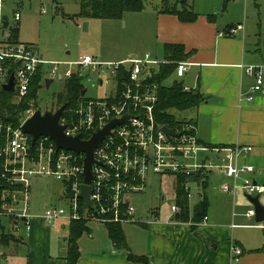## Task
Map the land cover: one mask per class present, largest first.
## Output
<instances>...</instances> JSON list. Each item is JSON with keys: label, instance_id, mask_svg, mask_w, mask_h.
<instances>
[{"label": "built area", "instance_id": "built-area-1", "mask_svg": "<svg viewBox=\"0 0 264 264\" xmlns=\"http://www.w3.org/2000/svg\"><path fill=\"white\" fill-rule=\"evenodd\" d=\"M19 17L16 13L14 20L18 21ZM242 29L243 25L238 24L220 32L219 36H231ZM7 59L19 61V65L12 72L16 102L27 96L39 66L44 69V65H52L50 69H44L42 84L46 78L53 79L51 77L58 73L61 65L93 69L100 66L101 71L106 66L111 69L112 77H115L120 67H125L128 71V84L121 93L122 101L111 104L108 100L114 98V94L102 99L84 97L77 104L75 117L71 120L61 117L59 123L67 126L65 135H79L85 141L112 119H120L124 115H129V118L125 123L114 126L110 134L94 149L96 163L91 166L92 178L89 185L91 206L86 209H83L84 202L79 197L84 179L85 155L57 149L54 141L46 136H39L32 145L30 135L21 130V125L34 112L33 108L25 112L17 128H7L5 136L0 137V237L3 232L14 234L20 225L25 231L30 229L31 220L34 218L29 213L30 178L37 176L54 177L65 184L62 195L68 201V208L62 205L47 207L42 220L49 226H54L56 220L64 218H82L103 224H121L132 220L135 208L131 205V196L144 191L150 175L170 174L175 176L176 182L179 177H188L183 185L188 200L192 199V185L203 184L211 173H220L231 180L230 184L224 183L219 189L223 193L231 194L233 199L239 191L246 198L264 192V185L253 178L254 167L240 162V158L252 150L251 146L205 145L199 142L192 125L190 128L186 126L183 129H173L176 133L181 132V135L172 136L164 133V126L155 122L157 85H148L146 82L157 73L160 65L168 64V61L145 53L140 57L134 55L124 60L123 63L127 66L123 63L98 64L88 54L79 56L73 62H45L31 45L5 44L0 26V89L10 76L3 67ZM188 66V62H176L173 74L181 77ZM238 67L253 80L248 93L240 94L239 101L243 99L252 102L256 94L264 91V64H239ZM71 74L68 69L59 73L58 78H68ZM184 90L188 88L184 87ZM195 176L198 179H191ZM180 212L178 204L172 203L170 220ZM147 213L152 217L156 216L155 210L149 209ZM232 215H235L234 211ZM244 216L255 217L251 203ZM207 219L205 215L201 221L193 222L192 225L204 224ZM152 221L142 223H154ZM7 228L10 232L6 231ZM242 254L243 250L231 241L229 264L238 262ZM2 255L0 245V257Z\"/></svg>", "mask_w": 264, "mask_h": 264}, {"label": "crops", "instance_id": "crops-1", "mask_svg": "<svg viewBox=\"0 0 264 264\" xmlns=\"http://www.w3.org/2000/svg\"><path fill=\"white\" fill-rule=\"evenodd\" d=\"M224 2L226 3L225 0ZM263 5L264 0H242V13L232 17L230 9L227 13L221 12L219 16L216 12L209 14L200 9L195 11L192 1L197 18L190 23L179 21L173 14L156 11L153 44L149 40L148 46H160L163 60L164 44L183 46L187 55L183 61L188 62L189 66L184 74L178 77V82L188 90L200 93L203 100L197 106L181 113L188 118L202 144L251 146L252 150L244 154L240 162L251 164L254 167V180L264 185V91L256 94L252 102L243 99L239 101L240 94L248 93L253 80L238 67L239 64H264ZM16 13L20 15L17 11L14 15ZM14 15L10 21L0 16L2 33L6 30L3 41L8 45H31L36 50L34 45L18 41L17 34L16 42H9L10 29L16 28L18 32L21 18L20 15L19 20L15 21ZM238 24L243 25L242 30L231 36H219L220 32ZM149 54L157 58L152 53ZM202 183L192 185V190L197 191V199L193 202L190 199L188 202L191 212L199 199L206 198V223L192 225L195 221L170 220V215L168 223H157L153 219L154 223L142 224L147 229L142 247L132 248L126 239L130 252L144 258L146 262L129 261L125 251H115L112 246H108L85 251L79 248L77 264H229L231 241L243 250L239 261L234 264H264V250L255 251L264 249V240L263 245L261 242L258 247L246 248L244 239L240 237L243 227L264 234V223L244 224L243 218L255 221V217L246 218L243 213L235 211L238 205L235 199L240 193L244 196L243 192H237L233 199L231 194L220 191L222 184L231 183L229 178L220 173L209 174ZM259 201L264 205V192L259 194ZM247 202L250 207L248 200ZM230 203L235 215H232V212L229 214ZM155 215V218L159 216L157 210ZM42 225L40 220L33 218L30 229L23 235L18 237L11 234L16 241L1 246L3 255L0 261L7 262L15 253L14 246L25 244L26 264H66L63 259L66 250L59 253L63 255H54L51 252L49 236L41 235L45 230ZM20 228L23 226L20 225ZM6 231L10 232L8 228ZM64 241L66 242L65 238Z\"/></svg>", "mask_w": 264, "mask_h": 264}, {"label": "rangeland", "instance_id": "rangeland-1", "mask_svg": "<svg viewBox=\"0 0 264 264\" xmlns=\"http://www.w3.org/2000/svg\"><path fill=\"white\" fill-rule=\"evenodd\" d=\"M194 2V10L200 9L207 13L216 12L219 14L232 11V17L242 13V0H189L188 4ZM80 0H0V16L8 21L13 18L14 12L20 13L21 18L18 24L17 39L20 42L29 43L35 46L38 56L45 62H73L79 56L89 54L93 56L98 64L123 63L131 54L138 57L144 53H152L153 56L162 60L160 46L149 47L148 41L153 44L154 17L155 12L161 7L160 0H146L144 9L139 12H125L121 19H98L81 18L78 16ZM225 4V5H224ZM223 6V7H222ZM224 8V9H223ZM264 8V5L263 7ZM42 9L45 12H41ZM77 16V18H75ZM86 24V25H85ZM6 30L4 29L3 36ZM152 40V41H151ZM132 52L130 53V50ZM124 64V63H123ZM127 66V64H124ZM48 70L52 65H44ZM96 69L84 66L61 65L58 73L51 77L53 82L48 88L45 85L38 90L36 109L43 111L58 108L56 97L63 91L66 77L59 79L58 74L70 69L73 74L82 75V84L85 97L91 99H102L112 96L115 92V81L111 69L103 66ZM179 78L172 74L165 82L170 85L172 81ZM35 109V110H36ZM34 110V111H35ZM176 119L189 121L183 113L172 112ZM24 117V116H23ZM191 124H186L190 128ZM31 192L29 194V213L42 222L45 228L41 235L49 236L48 243L54 255L65 252L67 237V218L56 220L54 226L44 224L42 221L44 211L51 205H62L68 208V201L62 195L65 184L54 177L37 176L30 178ZM193 188V187H192ZM192 202L197 199V191L192 190ZM176 200V179L170 174L150 175L146 180V187L140 193L132 194L131 205L134 206L133 219L121 223V228L131 247H142L147 235V229L142 222H151L155 219L157 223H168L170 217V205ZM238 205L235 208L237 213H245L249 207L247 199L241 193L235 199ZM244 206H243V205ZM157 210L159 216L151 217L147 211ZM232 212L230 203L229 214ZM244 224H257L254 219L251 221L242 219ZM261 223H264L261 222ZM87 226L89 234H83L78 240L81 251L90 248L111 247L107 235L106 226L98 221L89 220ZM240 230V237L244 239L246 248H255L264 240L262 232L253 231L247 227ZM250 230V231H246ZM24 228L14 231L16 236H21ZM45 239L46 236L44 237ZM13 242L16 239L12 240ZM243 241V240H242ZM11 242V241H10ZM9 243V242H8ZM263 245V242H262ZM15 253L7 262L0 261V264H26L27 247L25 244L14 246ZM110 250V248H108ZM112 249V248H111Z\"/></svg>", "mask_w": 264, "mask_h": 264}, {"label": "trees", "instance_id": "trees-1", "mask_svg": "<svg viewBox=\"0 0 264 264\" xmlns=\"http://www.w3.org/2000/svg\"><path fill=\"white\" fill-rule=\"evenodd\" d=\"M146 0H80L78 16L81 18H98V19H121L125 12H139L144 9V2ZM161 7L158 9L160 13H168L177 16L179 21L190 23L196 20L197 14L193 10L192 5L188 4L189 0H160ZM77 18V16L75 17ZM9 42H16L17 29H10ZM163 57L168 61V64L160 65L157 73L153 74L148 79L146 84L152 83L157 85V101L154 107V117L157 124L169 127L171 129H183L186 124H191L190 121L176 119L173 111L183 112L197 106L202 100L203 96L193 90H184L183 85L174 80L170 85L165 82L174 73L175 63L186 59L187 55L184 53V48L181 44H164ZM19 61L7 59L3 63L6 68L7 75H10ZM44 69L39 66L33 80L30 84V89L25 98L16 102L14 100L15 94L0 89V137L3 138L6 134V129H15L20 125L25 112L30 109H36L37 92L43 86ZM115 81L114 98L108 101L117 103L121 100V93L125 90L128 84V71L125 67H120L113 77ZM84 90L82 84V75L71 74L65 80L64 88L56 97L57 106L66 105L62 117L71 120L75 117L74 111L78 102L85 96L81 93ZM195 180L198 177H191ZM188 181V177H179L176 182V200L175 202L181 209L180 214L176 215L173 220L180 222H187L189 220L199 222L206 215L207 201L205 197L193 206L191 212L189 210V202L183 185ZM4 183V182H3ZM88 219L69 220L66 237V254L63 257L66 264H77L80 256L78 240L85 233L89 234L90 229L87 226ZM108 238L111 242L112 248L115 251H125L127 259L133 262H146L140 256L133 255L126 242L125 235L121 228V224L108 223L105 224ZM15 240L11 234L2 233L0 237V245L5 246L8 242ZM264 249H256L255 251H263Z\"/></svg>", "mask_w": 264, "mask_h": 264}, {"label": "water", "instance_id": "water-1", "mask_svg": "<svg viewBox=\"0 0 264 264\" xmlns=\"http://www.w3.org/2000/svg\"><path fill=\"white\" fill-rule=\"evenodd\" d=\"M86 25V24H85ZM53 82V79L46 78L44 80L45 88ZM1 89L7 92H13L14 89V75L10 74L8 81L1 85ZM85 89L81 95L84 96ZM66 105L59 106L54 111L46 110L41 111L36 109L30 117H28L21 125V130L27 133L31 137V144L33 145L35 140L39 136H46L54 141L57 149H65L73 151L77 154L83 153L85 155L83 159V184L80 189L79 197L83 200V209L91 206L89 200L90 196V183H91V166L95 164L94 149L103 141V139L110 134L111 129L116 125H121L127 121L129 115H124L120 119H112L102 129L95 132L90 139L81 140L79 135L67 136L64 133L66 125L59 123L62 113ZM162 131L167 135L179 136L181 132L176 133L173 129L164 126ZM247 200L253 205L255 210V221L257 223L264 221V205L259 201V195L247 196Z\"/></svg>", "mask_w": 264, "mask_h": 264}]
</instances>
